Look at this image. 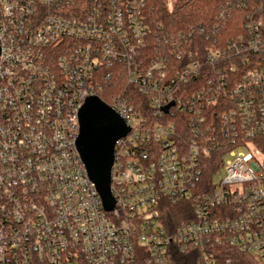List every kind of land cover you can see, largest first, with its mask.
Wrapping results in <instances>:
<instances>
[{
	"label": "built area",
	"instance_id": "obj_1",
	"mask_svg": "<svg viewBox=\"0 0 264 264\" xmlns=\"http://www.w3.org/2000/svg\"><path fill=\"white\" fill-rule=\"evenodd\" d=\"M255 12L227 36V7L211 32H174L146 0H0V264H232L226 248L264 264ZM108 88L128 127L109 209L75 145L81 105Z\"/></svg>",
	"mask_w": 264,
	"mask_h": 264
},
{
	"label": "water",
	"instance_id": "obj_2",
	"mask_svg": "<svg viewBox=\"0 0 264 264\" xmlns=\"http://www.w3.org/2000/svg\"><path fill=\"white\" fill-rule=\"evenodd\" d=\"M78 122L77 151L103 206L112 208L115 200L110 189V171L114 146L117 139L126 134L128 127L118 113L98 96L85 99L78 112Z\"/></svg>",
	"mask_w": 264,
	"mask_h": 264
},
{
	"label": "trees",
	"instance_id": "obj_3",
	"mask_svg": "<svg viewBox=\"0 0 264 264\" xmlns=\"http://www.w3.org/2000/svg\"><path fill=\"white\" fill-rule=\"evenodd\" d=\"M147 1V19L153 29L162 26L167 31L187 30L190 26H204L207 32H211L209 25L212 24L215 16L222 7H227L231 11V17L224 25L223 33L227 36L240 33L244 17L247 12L255 10L258 16L260 7L263 8L264 0H249L246 5H237L234 0H146ZM226 36V37H227ZM202 40V39H201ZM200 40L201 54L202 46ZM114 89L108 88L99 93V98L108 103ZM264 141V138H263ZM264 151V149H263ZM180 217V214H174ZM173 215V216H174ZM174 216V218H175ZM225 254L233 259L232 264H255L251 256L237 251L224 249Z\"/></svg>",
	"mask_w": 264,
	"mask_h": 264
},
{
	"label": "flooded vegetation",
	"instance_id": "obj_4",
	"mask_svg": "<svg viewBox=\"0 0 264 264\" xmlns=\"http://www.w3.org/2000/svg\"><path fill=\"white\" fill-rule=\"evenodd\" d=\"M263 20H264V17H263Z\"/></svg>",
	"mask_w": 264,
	"mask_h": 264
}]
</instances>
